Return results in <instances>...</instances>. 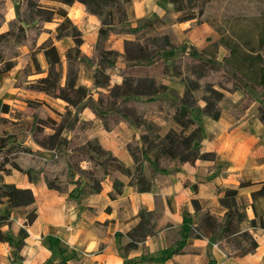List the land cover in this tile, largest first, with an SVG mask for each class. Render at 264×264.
Wrapping results in <instances>:
<instances>
[{"label": "crops", "instance_id": "0c3cea01", "mask_svg": "<svg viewBox=\"0 0 264 264\" xmlns=\"http://www.w3.org/2000/svg\"><path fill=\"white\" fill-rule=\"evenodd\" d=\"M14 1L4 0V22L0 24V32L8 29L7 22L15 16ZM46 1L43 0L44 3H47ZM59 5L66 9L70 21L76 23L79 28L85 25L83 30L89 31L90 43L83 42L79 48L87 56H92L98 37L97 29L101 23L99 17L87 12L78 1ZM127 7L126 19L132 22L131 25H137L136 22L144 17L154 16L165 20V23L155 27L158 35L166 34L173 44L182 43L204 49L206 55L212 56L211 41L214 39L211 40L209 18L195 26H190L193 19L176 21L174 17L177 12L173 10L169 0H130ZM169 10L173 20L167 21L165 15ZM61 19L55 16L50 21L41 20L43 29L37 36L36 44L47 37L53 39L61 54L63 83L65 54L71 45H61V36L54 38L55 27ZM131 34L111 33L104 47L123 54L124 41L134 38ZM219 46L222 45L216 47ZM19 53L14 57L11 69L0 72V103L7 105V111H0V115L11 114L14 108H22L23 100L27 99L29 94L35 97L49 96L54 104L60 103L62 106L60 109L48 106L49 110L54 113L56 110L64 111L66 103L61 98L18 85L17 80L23 66L29 61L26 46H20ZM36 57L42 71L32 72L27 78L30 75L34 76L32 78L39 77L46 72L44 53L40 50ZM164 59L169 61L171 57ZM126 62L128 60L120 55L112 67L105 69L108 79V85L105 87H94L90 79L91 69L84 66L89 73L84 75V68H80L78 80L90 89L94 100H97L99 90L105 92L113 84L122 82ZM162 83L172 88L179 96L184 92L183 83L174 75L163 77ZM246 89L223 90L218 103L220 112L217 118L213 119L206 113L199 115L202 134L200 152L210 153L211 156L196 158L192 162L177 163L172 160L168 165L169 169H173L172 172L152 177L153 188L149 191H137L133 185L128 184L129 179H125L117 171L101 179L99 191L73 197L67 194L72 190L74 183L69 185L66 191L57 192L47 186L42 175L30 181L26 174L16 169L9 174L3 173L4 182L30 188L34 196L32 204L26 207H8L7 198L0 197V215L6 210L9 211L7 219L0 223V231L7 232L16 240L20 227L25 228L26 235L17 249V253L21 255L20 262L44 264L49 260L51 263L48 264H55L65 256L66 264H123L124 259L132 258L135 259L132 264H209V260L213 264H264V194L257 197L251 195L264 181V119L259 115L262 105L260 92L252 89L254 93H258L255 96ZM247 95L253 96L252 100L237 117L234 116L231 108L240 105ZM203 104L204 102H199L198 105ZM44 108L50 115L47 106ZM102 113L106 112L103 110ZM55 114L58 118V114ZM160 116L164 119H159ZM144 117L158 127L160 132L176 126L170 116L161 110L148 112ZM75 127H79L83 137L80 144L85 140H96L125 166H132L133 160L126 145L132 139H139L141 128L118 121L114 127L107 130L101 118L86 106L78 113ZM18 140L39 150L40 146L32 139L30 131L24 139ZM149 173L147 169L146 174ZM112 177L123 181L121 191L114 197L109 194L113 190ZM230 188L237 190L236 203L243 208L245 215L239 229H247L256 240L253 250L244 255L230 256L226 252L227 244L224 239L210 243L207 235L191 233L182 252H175L161 261L152 259L166 256L169 248L182 239L181 225L184 213L189 214L192 228L197 227L199 230L203 228L202 216L205 212L222 215L225 208L220 204L219 198L225 193L224 190ZM30 209L34 211V215L30 223L24 224ZM145 210L151 213L148 217H143ZM147 226H150L151 231H147ZM143 230L144 235L139 234ZM48 236L57 239L58 244L55 245ZM58 246L63 250L59 252ZM11 249L13 248L8 242L0 241V264H11Z\"/></svg>", "mask_w": 264, "mask_h": 264}, {"label": "trees", "instance_id": "16d2710c", "mask_svg": "<svg viewBox=\"0 0 264 264\" xmlns=\"http://www.w3.org/2000/svg\"><path fill=\"white\" fill-rule=\"evenodd\" d=\"M47 1H57L64 5L78 1L83 4L87 12L97 14L101 23L97 29L98 37L92 56L80 51L81 41L72 34L74 44L66 50L65 75L62 83L61 54L53 39L47 37L38 45L36 42L37 36L43 29L41 20L50 21L55 16L62 19L55 27L54 37L66 35L64 30L72 26L66 9L60 5L50 6L43 0L14 1L15 16L7 22L8 29L0 32V72L10 70L14 65V57L20 54L19 47L26 46L29 61L23 66L17 80L18 85L42 91L54 98L59 97L66 105L64 111H55L58 114L56 119L48 114L44 106L33 107L29 131L38 146L52 150L49 156L41 154L38 149L30 145L23 144L12 134H0V197L7 198L8 207H26L34 201L30 188H21L2 180L3 173L9 174L14 169L26 174L30 181L42 175L47 186L57 192L66 191L67 187L74 183L72 190L67 194L70 197L99 191L101 179L115 170L128 173V184L133 185L137 191L151 190L153 188L151 178L172 172L173 169L168 168L172 160L177 163L192 162L196 158L211 156L210 153L200 152L202 134L199 115L206 113L213 119L218 117L220 112L218 103L223 89L234 91L236 88L249 86L255 92H260L262 105L259 108V115L264 119V55L260 51L255 54L250 52L239 54L237 44L225 42L222 37L211 41V47L215 49L217 45L226 48L221 60H217L213 52L212 56H208L204 49L182 43L173 44L166 34L154 36L151 42L143 44L139 42L140 35L164 22L156 17L154 19L144 17L137 25L121 26L125 23L130 0ZM169 1L173 10L177 12L176 21L193 19L190 26H195L208 18L211 7L217 0ZM3 14L4 0H0V24L4 22ZM111 33L137 35L135 39L124 41L125 52L129 50L133 54L123 56L128 62L122 75V82L113 84L105 92L99 90L97 100H94L90 89L79 82V71L83 66L91 69L90 79L96 88L108 85L105 69L113 66L117 56L123 55L104 47ZM259 40L260 43L264 42V28ZM167 49L172 53L178 50L179 56L172 57L169 61L165 60L162 55ZM40 50L46 58V72L39 77L27 78L32 72L42 71L36 57ZM170 75L181 79L184 85L181 96L162 83L163 77ZM224 77L227 79L225 80ZM215 84L217 87L214 86ZM198 88L203 91V106L198 105L195 98L194 90ZM117 97H120L121 101L132 100L131 112L120 108ZM252 98L253 96L247 95L240 105L232 107L233 115L237 117ZM85 106L91 108L101 118L107 130L114 127L118 121L141 128L139 139H132L126 145L133 160L132 166H125L116 156L102 148L96 140H85L84 143L70 148L67 132L76 126L78 113ZM103 110L105 114L102 113ZM156 110L164 111L176 126L160 132L158 127L144 117L146 113ZM0 111H7L5 103H0ZM2 120H5V117L0 115V121ZM92 167L102 168V178L96 177ZM146 169H149V175L146 174ZM112 180L113 190L109 194L114 197L121 191L123 181L116 177H112ZM224 191L225 193L219 198L220 204L225 208L222 215L216 216L205 212L202 216L203 228L199 230L197 227L192 228L189 214L184 213L181 225L182 239L177 241L174 247L169 248L166 256L152 257V259L161 261L175 252H182L185 241L191 233L207 235L210 243L224 239L227 244L226 252L230 256L244 255L253 250L256 246L253 234L247 229H239V224L244 220L245 215L243 208L236 203L237 190L230 188ZM259 194H264V181L251 195L257 197ZM193 204L195 206V201ZM150 214L145 210L143 217H148ZM8 215L9 211H4L0 215V223L5 221ZM33 215L34 211L30 209L24 224L30 223ZM141 232L144 235V230ZM25 235V228L20 227L11 264H23L19 260L21 255L17 253V249ZM48 238L55 245L58 244L57 239L51 236ZM2 240L10 245L13 242V238L7 232L0 231V241ZM62 250L63 248L58 246V251ZM66 259L63 256L55 264H66ZM134 260L124 259L123 264H132ZM48 263L51 261L46 260L44 264ZM208 263L213 264L211 260Z\"/></svg>", "mask_w": 264, "mask_h": 264}, {"label": "rangeland", "instance_id": "374dc122", "mask_svg": "<svg viewBox=\"0 0 264 264\" xmlns=\"http://www.w3.org/2000/svg\"><path fill=\"white\" fill-rule=\"evenodd\" d=\"M159 2L165 1V0H157ZM48 5L50 6H57L59 3L57 1H46ZM80 3V2H79ZM104 9L106 7H103ZM171 10L167 12L165 15V19L168 21L173 20V17L171 16ZM97 15V14H96ZM98 16V15H97ZM103 16V15H102ZM99 17V16H98ZM152 17V16H151ZM208 18L210 19V33H211V40L215 38H224L225 42L231 43V44H237L239 54L245 53V52H257L260 51L262 55H264V42L260 43V36L262 34L263 28H264V0H217L214 5H212L211 10L209 12ZM100 19V17H99ZM154 19V16L153 18ZM175 20V17H174ZM141 20L136 22V24H139ZM165 23V20L163 21ZM72 23V26H69L64 30V33L66 35H62L60 38L62 39L61 45H73L74 44V37H72V34H75L76 37L81 41V44L90 43V34L89 31H84L83 28L85 25H83L81 28H79L76 23ZM130 21L127 19L125 20V23H122L121 26L129 25ZM135 39L137 35L131 34ZM141 36V37H140ZM139 42L146 43L151 42L154 36H160L157 34L156 28H151L144 32L142 35H140ZM55 38V37H54ZM130 40V39H129ZM160 42V40L158 41ZM94 48V47H93ZM149 49H151L149 47ZM215 50L214 47H212V52ZM226 52V48L223 46H219L215 52H213L215 58L217 60H221L223 58V55ZM132 51L127 50L124 51L123 55L125 54H131ZM133 54V53H132ZM91 55V53L89 54ZM163 57H178L179 51L175 50L174 53H172L170 50H165V53L162 55ZM124 58V57H123ZM29 60V54L28 59ZM128 60V59H127ZM23 62V61H22ZM84 68V67H83ZM83 74L86 75L89 72L86 68L83 70ZM34 76L30 75L28 78H32ZM179 80H181L179 77L175 76ZM225 80L227 77H224ZM217 87V85H214ZM247 92H252L255 96L258 95V93H254L253 90L247 86L246 87ZM222 89V88H219ZM239 90V88H236ZM224 90V89H223ZM195 98L197 99V104L203 103V91L198 88L194 90ZM32 94L27 95L26 98L23 100V107L22 108H14L13 112L11 114H3L5 120L0 121V134L5 133H11L13 134L17 139H24L27 134L29 133V127H30V121H31V114L33 111V107L41 106L42 104L44 106H51L52 108L60 109L62 106L60 103H55L49 96L41 95L39 97L31 96ZM120 97H117V100L119 102L120 108L124 109L126 112H131L132 109V100L128 99L125 100H119ZM49 110V108H48ZM50 116L57 118V115L52 111L49 110ZM163 117H159V119L162 120ZM9 119V120H8ZM164 119V118H163ZM80 127V126H79ZM79 127H74L70 131L67 132V135H69L70 138V148L73 146H76L80 144V142L83 141V137H81V133L79 132ZM39 152L41 154H44L46 156H49L52 150L41 148L39 147ZM148 168V167H147ZM94 174L98 178H102V168H95L92 167ZM147 170V169H146ZM122 174L124 178H128L129 174L126 172H120L118 170H115ZM112 171V172H115ZM147 231H151L150 226H147ZM139 234H142L140 231ZM18 237V235H17ZM16 240L13 239V242L11 244L12 248L10 251V254L14 256L15 252V246H16Z\"/></svg>", "mask_w": 264, "mask_h": 264}]
</instances>
